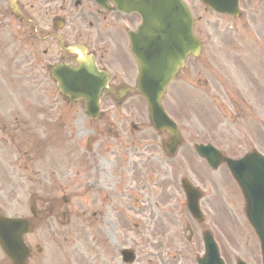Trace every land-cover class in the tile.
<instances>
[{"label":"rangeland","instance_id":"rangeland-1","mask_svg":"<svg viewBox=\"0 0 264 264\" xmlns=\"http://www.w3.org/2000/svg\"><path fill=\"white\" fill-rule=\"evenodd\" d=\"M195 5L197 6V4ZM254 8L259 11H256V15H254L253 18L249 19L246 16V11H243L242 19L239 22L228 21L215 15L211 16L209 14H201L203 16V20L205 21L201 23L203 27L200 26L198 27V29H200L199 31H203L205 41L207 42V44H205L206 54L212 55L218 53L220 56L224 57L231 55L229 52L221 51L220 38L216 37V35L213 34L212 30L207 31L206 29H212L213 27L217 28V26L221 27L225 24H236L239 25V35L230 36L228 40H238L241 46L238 49V54L259 56L262 60H264V53L258 52L256 54L257 46L252 42L256 40V36L254 34H257L258 28L259 30H261L260 33L264 35V5L256 4L254 5ZM246 24L253 26V28H251V30L249 31L250 35H248L247 32L246 34H244L245 32H243V30L248 29L243 27ZM261 34H259V36H261ZM22 36L23 35H19L18 37L24 40L25 37L23 38ZM25 36L27 39H29L28 35ZM114 41L118 43L119 40ZM117 43L114 44L115 47H120L121 45H118ZM22 57H24L25 59L26 56L21 53V55L17 57V73L19 74L20 80H22V84L20 85L19 79L17 80V84L20 88V91L19 89L17 90V107L18 103L25 104V107H22L21 109L18 108L17 110H19V112H21L23 108L31 110V106L40 105L43 109H47V111L51 113V107L50 105L48 106L47 103L48 95L51 96L50 100H52L54 104L60 103L58 97L49 92L46 93V88H44L45 90H38L36 93L33 92L34 86L26 82V75L23 74L26 72V67H21V65L24 66L22 64V61H24V59L22 60ZM38 72L40 80L42 78H45L41 75L40 69H38ZM24 83L29 85L30 88L23 87L22 85ZM11 94L15 96V94ZM8 95L10 97V100L6 101V104H13L14 107L16 103L11 95ZM128 107L129 111L127 112V118L125 121H120L118 123L119 125H117V129L123 133H130L132 132L130 130L132 128V125H135V127L138 126L141 129L140 135H144V137L142 138H147L145 135L151 136V131L147 127L146 123V116L144 111L145 106L141 102V100L137 97L132 98L128 104ZM201 112V117H203L205 121L206 119H209V122L212 121L217 126V129L223 127L225 130H235L238 133V136L239 134L248 135L251 137H253L254 135L253 125H255V121L253 115L248 111L244 112V119H246L244 126H234L235 128L231 126L234 128V130L228 125L227 120L231 115V111L228 108L224 112L219 109V117H217L215 110H212L209 114H206V111ZM223 114L226 115L224 118ZM33 115L34 112H31L30 115L26 118L24 112H21V119L28 121V125H30V120L34 119ZM74 124L77 125L76 122L71 121V124L61 125L59 126V128H61V130L67 129L74 126ZM189 126L191 128H199V125L195 122L190 123ZM255 127L257 128V125H255ZM261 128H263L264 132V120H261ZM48 129L53 133H57L56 131L59 130L58 128L55 129L53 126H49ZM41 130H46V127ZM85 134H87V130L85 128L77 127V136L80 137L81 135ZM220 135L226 136L224 134L215 133V137L221 143L228 146L230 150L236 149V147L240 144V142H237L232 138L223 137ZM231 135L234 134L231 133ZM70 141H72V139H70ZM254 144L256 145L258 151L260 150V152L264 153L263 138L260 142L254 141ZM251 145H253L252 140ZM5 147L6 148L3 150L4 153L14 151V148H9L10 144L6 145ZM72 147V144H69L66 148V151H69L71 153V157L69 156L68 160H66L65 158H60L57 155L59 154V151L55 148H45L44 153L42 154V157L44 159H46V157L50 155L56 156L52 161V170L54 172L52 171L50 173L53 176H56V179H58L59 177H62L63 179H65V177L70 179L71 177L72 179H74L73 187L71 188L72 194H74V198L71 200V203H69V206L73 209L74 213H80L81 215L79 217H76L75 220H72L69 225L60 227L59 229H56L52 223H40L36 227L35 231L37 232L30 238L31 242H34L35 239L37 240V242H40L41 240L45 241L46 235L48 233L51 234L52 239L54 240L53 244L49 245V250L46 252V254L43 255V257L45 258L43 264H53L52 262L54 257L58 256L59 254L61 258H63L61 260L62 264H121L119 256L116 255L115 252L117 248L119 250L123 247L131 248L134 251L136 260L133 264H179L178 260L181 257L184 256V258H187L193 250H199V247L197 248L193 244L189 245L187 241V226L190 225L194 227V224L190 222L184 209V198L179 189V169L172 170L171 173H173V178L171 180H168L165 187V205L168 208L166 209V214L158 215L157 209L152 205V202H147V200H145V205L143 204V212L139 209L136 212H133L134 215L132 217L128 216V223L123 219L122 214L114 217H111L110 214H106L102 218L97 219L96 217L94 219H88L87 212H90L93 215V212L98 208V195L94 193L89 194L83 189L84 185L82 183H85L90 191L92 189L96 190V187L92 188L93 181L90 182L87 178V175L75 166V162L78 158L72 155ZM115 148L118 147L115 146ZM143 152H146V150H143ZM89 158H91V156H89ZM87 161L90 162L89 159ZM138 161L139 164H141L142 159L139 157L133 159L134 164H138ZM180 161L183 164L182 167L188 165L189 167H192L191 165L194 164L192 160L188 161V163H185L182 160ZM110 162L111 158L110 160L106 161H95L96 165L93 167V169L97 170L98 172L94 177L96 183L104 184L106 180L110 181L107 182L108 184L110 183L107 188L109 189L110 193L100 191V208L102 207L104 193L112 198H117V200L120 202L122 201V196H116L117 193L115 185L117 183H121L120 178L122 174H130L132 172L131 170L130 172L122 168L118 174L116 173L115 168L110 169ZM141 165L145 167L146 163H143ZM33 166L38 167L37 177L41 178L42 176L39 167L46 166L45 160L43 162L37 161V163H33ZM157 167L159 168V171L156 173L158 175L153 177V179L155 180H158L160 178L161 174L159 173L163 171V168L159 164L157 165ZM222 171L223 170H219L210 175L212 176V179L210 176H203L202 171H200V173L198 174V179L201 180V182L206 183L208 188V195L206 196V200L202 202L207 214L206 226H208L207 228L212 230L216 241L219 243L220 248L222 249V253L227 257L229 264H234V260L236 258H240L241 260L243 259L246 261V263L256 264L257 241L243 216L241 197H239L236 187L229 180L228 175H226ZM81 172L82 174L81 176H79L78 173ZM17 177L21 179L22 183L19 182L20 185L17 184V186H12V190L4 192L0 197V212L10 216L20 215L26 213V211L28 212L27 205L31 191L29 190V185L26 180L29 178V171L24 174L17 171ZM133 179L136 181L135 177ZM125 183H122V185H125ZM64 193L67 194L65 191H59L54 195L59 197ZM146 194L150 195V191H147ZM150 212H152L153 214H149ZM164 216L167 217L160 220V223H157V218L160 219ZM97 228H103L106 236H111V238L107 241L104 239H101L100 241L99 237L97 236V241H99L100 244H97L95 247H93L90 244V240L83 237L82 232H87L88 229L95 230ZM199 228L200 227L195 229L196 232H199ZM143 235H149L151 237L147 243H144ZM116 238L117 241H115ZM195 239L196 235L194 234L192 240ZM196 241L198 244V239H196ZM148 243L150 244L144 245ZM53 249H57V252L59 253L55 254V256L51 257L50 261H48V257L51 255ZM165 255H167L168 258H165ZM31 264L37 263L32 260Z\"/></svg>","mask_w":264,"mask_h":264},{"label":"flooded vegetation","instance_id":"flooded-vegetation-1","mask_svg":"<svg viewBox=\"0 0 264 264\" xmlns=\"http://www.w3.org/2000/svg\"><path fill=\"white\" fill-rule=\"evenodd\" d=\"M242 1V5H245L243 9L251 14V11H256L250 6L251 3L260 0ZM18 5L22 14L17 18V13L16 16L11 15L6 1L0 0V87L6 84L4 33L15 32L17 36V31L23 30L34 32L32 43L36 45L32 48L33 52L37 53V45H42L44 47L42 58L47 57L48 62L60 61L73 64L75 57L67 53L66 50L70 45H81L95 57L97 66L109 72L108 87H110V94L113 92L117 96L119 89L123 85L133 87L134 71L130 67L131 58L128 53L126 33L128 30H134L138 25L139 21L135 15H125L113 11L110 4L107 9H103L90 0H18ZM202 10L214 14V12L205 7H202ZM200 26L202 25L198 24V27ZM198 32L203 37V31ZM212 32L216 37L220 38V48H232V51H234L236 47H240L238 40H228L230 36L236 35V27L234 25H228L223 30L213 27ZM259 34L260 30L258 28L256 36H259ZM261 35L264 37L263 34ZM114 40L119 41L117 43ZM14 42L16 43L17 39ZM116 43L121 46L115 47L114 44ZM256 46V54L258 52L261 53V47L257 44ZM263 75L264 60L259 56L224 57L209 55L196 58L189 56L186 59L184 69L176 78V82L180 81V84H174L169 89L172 94L166 100L164 106L167 111L171 110L176 115L179 112L181 119L182 109L184 105H187L185 103L187 100L181 98L180 95L186 94V88L189 87L191 90L189 106L192 109V115L197 120L200 118L197 114L198 111L213 106L219 107V103L223 102L232 111L229 120L232 126H239L244 121L245 111L251 112L257 125V128L253 130L254 135L253 137L242 135L239 136V139H243L241 145L245 152L252 151L253 147H248L246 144L251 140L260 142L263 137L261 128V120H264L261 114L263 106ZM213 92L216 93V98H213ZM233 95L235 98L231 99ZM124 102H116V104L104 103L102 106L105 111L111 110L108 115L114 114L113 112L118 108L115 117L119 118L121 117V109L124 106ZM128 108L127 105L124 110L126 111ZM47 122L48 125L53 126L52 120ZM56 132L58 133L59 130ZM6 137L11 138V142L17 143V118L0 119V144L6 142ZM210 138L214 140V136H210ZM190 156L191 151L186 148L181 152L179 159L188 163ZM2 160V162L0 161V166L2 165L1 169L3 171L6 166L15 169L17 167V151L8 162L5 163L4 158ZM187 168L193 180L198 181L197 170H192L189 165ZM164 186L165 177L161 176L156 183V187L162 190ZM115 202H117V198L104 195L103 203L105 208L114 210ZM37 215L38 212H34V217L36 216L37 218ZM104 216L105 212L97 215L98 218ZM189 232L191 231L189 230ZM192 236L191 233L188 239L190 244H194Z\"/></svg>","mask_w":264,"mask_h":264},{"label":"water","instance_id":"water-1","mask_svg":"<svg viewBox=\"0 0 264 264\" xmlns=\"http://www.w3.org/2000/svg\"><path fill=\"white\" fill-rule=\"evenodd\" d=\"M169 1H172L175 5V10H176V14L171 16V13L166 14L161 12V17L162 20H155L156 14L155 12L158 11H153L151 8L149 9H145L141 4H140V8L138 10L139 13H141L142 10L145 9V11L143 13H141V17L143 20V24H144V31H142L143 34L146 35V32L148 30V28H152L153 25H157V27H155L154 31L157 32H165V33H170L173 35H176L175 38H180L181 44H179V46L176 48L177 50L182 49L185 47L184 41L186 40V38L188 39H192L191 36V20H190V16L189 13L186 9V7L179 1V0H166L165 4L167 6L172 7L171 5H169ZM152 11V12H148ZM148 25H150L148 27ZM162 25H165L164 27ZM143 30V29H142ZM183 35V36H182ZM175 64V66L177 65H181L180 62H173L171 63V65ZM141 66V65H140ZM161 70V69H160ZM160 70L155 71L156 73L154 74L155 76H157V80L156 82H159V86H157L156 89H152V87L150 84L145 87L146 89H139V91L141 92V95L147 100V102L149 103V105L151 106V113L153 114V122L155 123V125H161L160 122H158L159 120L162 121V113L159 110V98L165 88V86L169 83V81L172 79L173 74L175 72V69L171 70L170 73H164ZM158 119V120H156ZM247 177V174H244V176L240 179H237L239 181V183L245 187L248 186L249 183L246 182L245 178ZM248 177H251V175H249ZM244 190V189H243ZM253 193H254V189H253ZM264 205V204H263ZM264 209V206H263ZM193 212L195 213V211L193 210ZM264 221H263V217L262 220L259 222V226L263 227Z\"/></svg>","mask_w":264,"mask_h":264}]
</instances>
